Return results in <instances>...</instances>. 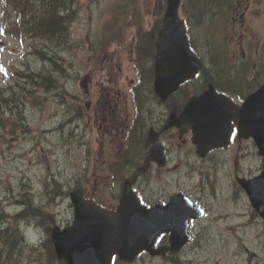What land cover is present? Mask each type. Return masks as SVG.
Instances as JSON below:
<instances>
[{
  "label": "rangeland",
  "instance_id": "1",
  "mask_svg": "<svg viewBox=\"0 0 264 264\" xmlns=\"http://www.w3.org/2000/svg\"><path fill=\"white\" fill-rule=\"evenodd\" d=\"M157 1L138 0L139 11L144 17L146 26L157 11L155 9ZM114 4L115 0H75L73 10L76 17L70 28V38L73 41L71 48L62 46L60 53L64 59L63 63L59 62L60 65H64L63 74L52 63L49 66L48 63L41 62L36 53L32 54L33 50L30 48L32 43L29 44V40L22 45L19 41L2 37L0 34V85L4 80L1 69L5 67H8L6 71L13 70L14 67L21 69L22 63H24L23 69L35 70L44 67L45 75L53 73L56 78V87L52 89H47L46 83L43 82L41 88L32 89V94L27 97L24 96V89L20 88H16L14 90L16 94L9 97L11 100L19 96L15 100L19 111L17 121L20 126L25 125L27 129L22 132L20 127H16L15 134L11 136H3L0 133V208L11 216L15 214L17 208L12 200L27 193V200L30 199L42 205L45 211L53 213L54 224L66 226L70 223L72 209L67 207V201L58 198L50 208L53 198L60 193H55L54 187L44 191L43 181L48 178H55L67 187L69 184H75L76 180H83L80 176L86 172L87 184L102 188L103 191L105 189L102 180L106 175L100 172L99 168L103 160L108 158L109 152L107 150L104 152L96 141V138H99L96 123L93 121L95 118L94 114L89 113V109L91 105L96 104V98H100L101 92L104 96L106 93L113 98H117L118 94L121 102L128 101L133 104L130 89L135 76L133 56L128 55V43L123 45L124 52L121 51L120 56L114 55V60L111 61L112 64H117V67L106 73L100 71L102 53L98 54L90 49V44H97L98 39L106 31V23L111 19ZM216 7L219 8V5H215L213 0H195L191 4L190 11L195 19L197 16L199 19H205ZM189 22H192L191 18ZM1 24L0 19V30ZM253 29L264 46V16L258 23L253 24ZM203 32L204 29L196 30V34L201 39L205 37ZM123 33H126L127 39L132 34L129 31ZM34 44L35 48L42 50L39 43ZM51 50L58 52L59 48H51ZM112 51L113 48H109L107 53ZM84 77L89 78L86 85L82 84ZM59 91H64L60 103L57 101ZM21 93L23 97L18 95ZM161 108L163 107L157 106L153 115L157 116ZM128 109L131 115L135 113L133 107ZM85 125L89 128H84ZM91 128H93L92 132L87 131ZM229 151L225 154L226 160ZM244 151L249 157L246 162H240L244 172H248L251 165L256 163L257 155L250 142H247ZM86 152H88L87 157ZM116 153L120 154V151ZM139 153L140 149L138 152L133 149L128 151L133 161L140 158L137 156ZM187 163L184 156L180 166L168 167L149 184L145 183L143 189L148 195H152L150 201L162 198L160 185L163 183L169 190H175L176 187L189 191L201 189L198 187L197 179L193 180V178L188 183L183 182ZM203 166L209 169L214 164L210 161ZM195 168L192 167L188 174H192ZM156 172L154 170L150 175L155 176ZM90 176L92 179L89 181ZM214 191L218 194L222 193L224 197L227 195L224 188L211 185L207 187L205 199L210 204V211L206 219L196 223L194 237L197 241L192 247H187L180 257L171 261L163 262L160 258L152 259L144 256L133 264H185L187 260L199 264H264V225L252 217L248 204L245 207L244 203L235 206L213 201ZM101 195L106 196L105 193ZM102 201L109 203L106 199ZM238 213L242 215L241 218L237 217ZM30 219H38L41 224L46 221L44 215L38 210L33 212L30 203L26 202L22 212L14 216L11 221L25 231L27 224L31 223ZM3 220L0 215V225ZM32 224L35 222L33 221ZM44 229L46 230L45 227ZM44 229L38 227L39 235L44 236ZM33 234L32 230L27 232L28 237H34ZM30 242L34 243L33 240ZM24 244L25 241L19 246L22 247ZM28 252H17L16 255L22 259Z\"/></svg>",
  "mask_w": 264,
  "mask_h": 264
},
{
  "label": "water",
  "instance_id": "2",
  "mask_svg": "<svg viewBox=\"0 0 264 264\" xmlns=\"http://www.w3.org/2000/svg\"><path fill=\"white\" fill-rule=\"evenodd\" d=\"M179 0H168V10L164 20V26L160 33L159 45H158V55H157V67L163 66V42L170 40L172 38H179L176 42L182 45L184 52L191 56L187 46L186 41L183 35V30L180 22L176 17V10ZM174 44V41L170 42ZM177 47V46H176ZM197 62L193 59V69L196 67ZM163 82V81H162ZM158 89L160 92H163V84L158 83ZM158 92V90H157ZM213 91L210 88L207 94L195 103L199 104L200 116L204 121V132L201 137H196L197 140L205 142L206 140H213L215 136L214 130L217 128L216 122H220L223 118H228L229 114L232 113V108L229 103L221 97H215ZM260 95H264V88L260 89ZM163 96V95H162ZM256 95L248 99L245 105L247 108H250L255 103ZM191 101L188 104L190 109L193 106ZM227 120V119H226ZM264 129V122L257 123L255 125V130ZM257 135V142L261 152L264 154V136L260 133H255ZM218 145V144H214ZM155 146L152 137L148 139L147 149L148 151ZM211 145L206 143L200 147V149H208ZM264 179V175L260 180ZM78 203V199L76 200ZM257 210L264 214V194L260 196V201L257 204ZM125 210H121L114 219H102L103 217H98L93 219V223H86L84 220L86 218L85 214L81 211L77 215V221L75 226L77 227V234H71L64 232L59 236V248L62 253L68 258H74L73 262L75 264H109L110 259L113 254H117L120 259L131 261L137 253L141 251L142 248L147 247V241L143 240L142 237L137 236L135 227L130 225L126 220L124 215ZM147 216L146 220L151 223V228L155 229V235L162 231V222H161V212L160 210H152V212L145 214ZM95 217V216H94ZM91 218V217H90ZM90 223V224H89ZM87 225V226H86ZM84 227V228H82ZM82 228V229H80ZM155 236H152L154 238ZM88 241V243H87ZM86 245L91 246L97 253H81L84 250ZM152 254L161 253V251L154 252L153 250H148ZM92 258L93 260H87ZM69 264H72L68 261Z\"/></svg>",
  "mask_w": 264,
  "mask_h": 264
},
{
  "label": "flooded vegetation",
  "instance_id": "3",
  "mask_svg": "<svg viewBox=\"0 0 264 264\" xmlns=\"http://www.w3.org/2000/svg\"><path fill=\"white\" fill-rule=\"evenodd\" d=\"M246 1V2H245ZM249 0H230L228 3H224V7L221 9L222 12L229 9L230 11V24L229 27L226 29L224 33V47L223 52L230 57L231 62L237 59V62L241 66L233 65L232 67H228L229 70L226 67L218 66L217 64H213L210 71V77H211V83L217 93H223L225 95L230 96L237 104H241L243 100L245 99V94L248 95L247 89L245 87V84H255L258 79L262 78L264 76V69H262V65L257 67L259 65L260 59L263 57V53L259 54L257 45H253V40H250L248 35L249 28L247 27L249 20L248 18L250 16H253L256 14L257 8H249ZM251 9V10H250ZM217 12V9H216ZM220 15V14H218ZM247 27V28H246ZM234 36H236V39L234 40ZM211 51L213 54L216 53H222L220 51H216V47L213 44L211 46ZM251 69L253 71L252 75L248 78H246L247 71ZM234 70H237L240 72L241 78H243L242 84H236L233 86L235 89V92L230 95L231 92L227 88V81L226 78L230 77L231 74H236V72H233ZM246 70V71H245ZM252 77V78H251ZM240 78V77H239ZM251 78V82L249 83L247 80ZM204 81L196 88V94L199 95L203 92L205 89V78H203ZM264 84V83H262ZM261 84V85H262ZM182 89V88H181ZM179 89L172 97L168 104H170V107L180 108L183 107V105L186 103V96H188V93H185L183 91H180ZM100 106L96 112V118L98 120V128L100 136L103 137V139H107V142L110 143V139L116 136H119L120 133H123L125 131V124L120 120V115L122 114L119 109V105H115V108H111L108 105L107 101L99 100ZM151 116V115H150ZM126 120V118H125ZM237 123L238 121L234 122L233 125V131L232 134H234V137H237L238 131H237ZM164 124V121H163ZM151 128V127H149ZM159 128V134H161V137L163 141L165 140L167 143H169L168 140L172 141V143L176 144L177 147H180L177 139L181 141V138L178 134H176V130H168L164 131L163 126H158ZM176 132V133H175ZM189 135V134H188ZM167 137V138H166ZM177 138V139H176ZM183 145H187V141H182ZM166 156H168L169 159V153L166 149ZM222 149H218L215 151H210L206 155H211L213 153L222 152ZM182 153V150L180 149L177 153L178 155ZM256 173V171L252 174H242L238 172V167L234 166L232 169V173L230 174V183L226 185L225 192H227V195L225 196V200L227 203H237L239 202L243 197L247 200L245 192L240 188L239 184L237 183L238 179L241 177H249ZM201 183L205 180L197 179ZM167 186L163 189V203H166L168 201V198L170 194L166 192ZM194 201V200H193ZM196 202H198L205 211H208L209 206L207 201L201 196L198 195V198L195 199ZM194 201V202H195Z\"/></svg>",
  "mask_w": 264,
  "mask_h": 264
},
{
  "label": "trees",
  "instance_id": "4",
  "mask_svg": "<svg viewBox=\"0 0 264 264\" xmlns=\"http://www.w3.org/2000/svg\"><path fill=\"white\" fill-rule=\"evenodd\" d=\"M75 0H0L2 7V17L4 20L12 19V27L9 28L15 39L24 40L27 37L41 41L44 45L40 51L39 59L43 63L51 62L56 69L62 72L61 66L56 58L50 57V48H59L68 39V30L74 21V12L72 5ZM45 68L42 67L38 71L28 70V72H12L10 77L12 84L0 88V133L13 135L16 127H20L22 132L26 131V127L18 124V109L15 103L16 88L24 89V96L31 95L33 90L42 87V83H46L47 89L55 86L56 78L53 73L45 75ZM27 87V88H26ZM63 92L57 94V101L60 103L63 99ZM23 97V94H18ZM32 97H36L32 95ZM35 99V98H34ZM3 129L5 131H3ZM14 244L17 240L13 238ZM45 257L49 263L53 261V254L49 245Z\"/></svg>",
  "mask_w": 264,
  "mask_h": 264
},
{
  "label": "bare ground",
  "instance_id": "5",
  "mask_svg": "<svg viewBox=\"0 0 264 264\" xmlns=\"http://www.w3.org/2000/svg\"><path fill=\"white\" fill-rule=\"evenodd\" d=\"M16 244H19V241L17 240V243Z\"/></svg>",
  "mask_w": 264,
  "mask_h": 264
}]
</instances>
